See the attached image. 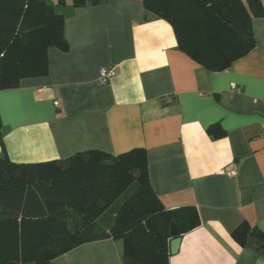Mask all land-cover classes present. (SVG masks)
Returning <instances> with one entry per match:
<instances>
[{"label":"crops","instance_id":"0c3cea01","mask_svg":"<svg viewBox=\"0 0 264 264\" xmlns=\"http://www.w3.org/2000/svg\"><path fill=\"white\" fill-rule=\"evenodd\" d=\"M65 2L66 49H48L45 75L0 89L9 159L143 147L164 207L192 205L199 217L168 264H264V253L231 235L242 222L264 232V16L252 19L255 46L210 71L177 47L171 25L142 0ZM103 67L115 69L105 83ZM212 124L224 134L213 137ZM51 264H123L122 241L85 242Z\"/></svg>","mask_w":264,"mask_h":264},{"label":"trees","instance_id":"16d2710c","mask_svg":"<svg viewBox=\"0 0 264 264\" xmlns=\"http://www.w3.org/2000/svg\"><path fill=\"white\" fill-rule=\"evenodd\" d=\"M107 0H71L73 7ZM65 0H0V89L48 71L47 52L66 49ZM145 11L166 20L177 47L210 71H221L255 46L252 19L261 0H142ZM0 145V264H51L89 241L121 239L123 264H168L170 222L179 233L199 225L194 206L166 208L151 187L146 151L100 149L66 158L14 162ZM212 124L213 137L224 134ZM117 203L110 225L99 216ZM241 246L264 253V232L247 222L232 231Z\"/></svg>","mask_w":264,"mask_h":264},{"label":"water","instance_id":"95a60500","mask_svg":"<svg viewBox=\"0 0 264 264\" xmlns=\"http://www.w3.org/2000/svg\"><path fill=\"white\" fill-rule=\"evenodd\" d=\"M169 232L172 237L169 241L170 253L175 254L179 248L181 237H180L178 226L174 221L170 222Z\"/></svg>","mask_w":264,"mask_h":264},{"label":"rangeland","instance_id":"374dc122","mask_svg":"<svg viewBox=\"0 0 264 264\" xmlns=\"http://www.w3.org/2000/svg\"><path fill=\"white\" fill-rule=\"evenodd\" d=\"M53 2H57L58 0H52ZM67 1V0H66ZM118 201L116 203H113L111 207H109L105 212H103L99 218H98V225L100 228H106L110 225L112 222V219L114 217L115 208Z\"/></svg>","mask_w":264,"mask_h":264},{"label":"built area","instance_id":"2783aa9c","mask_svg":"<svg viewBox=\"0 0 264 264\" xmlns=\"http://www.w3.org/2000/svg\"><path fill=\"white\" fill-rule=\"evenodd\" d=\"M115 75V69L113 67H103L99 71L98 79L100 82L105 83L110 77ZM166 100L168 98L166 97ZM55 106H59V100L55 99L53 101ZM229 173L232 175L234 174V170H230Z\"/></svg>","mask_w":264,"mask_h":264}]
</instances>
